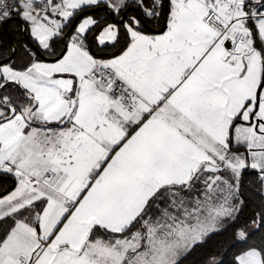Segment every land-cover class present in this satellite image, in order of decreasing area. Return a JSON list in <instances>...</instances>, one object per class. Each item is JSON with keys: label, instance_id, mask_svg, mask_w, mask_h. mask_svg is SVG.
Returning <instances> with one entry per match:
<instances>
[{"label": "snow or ice", "instance_id": "obj_1", "mask_svg": "<svg viewBox=\"0 0 264 264\" xmlns=\"http://www.w3.org/2000/svg\"><path fill=\"white\" fill-rule=\"evenodd\" d=\"M260 234L264 0H0V264H264Z\"/></svg>", "mask_w": 264, "mask_h": 264}, {"label": "trees", "instance_id": "obj_2", "mask_svg": "<svg viewBox=\"0 0 264 264\" xmlns=\"http://www.w3.org/2000/svg\"><path fill=\"white\" fill-rule=\"evenodd\" d=\"M16 39L17 38L15 36H11V35L4 37V40L6 42H15ZM255 211H256L255 204L250 203L249 206L245 209L244 215L242 216L241 219L248 220L249 218H251V216L253 215ZM229 235L230 233H225L224 235L217 236L213 238L212 240H210L208 244V250L210 251L211 250H215V251L221 250L226 245ZM262 236H264V234L257 235L255 239L259 240L262 238ZM195 260L196 258H193V260L190 261V264H195Z\"/></svg>", "mask_w": 264, "mask_h": 264}]
</instances>
